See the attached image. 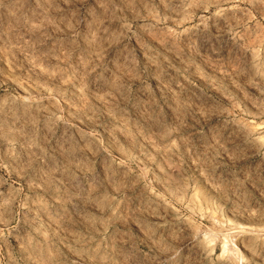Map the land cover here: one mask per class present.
<instances>
[{
    "label": "rangeland",
    "instance_id": "rangeland-1",
    "mask_svg": "<svg viewBox=\"0 0 264 264\" xmlns=\"http://www.w3.org/2000/svg\"><path fill=\"white\" fill-rule=\"evenodd\" d=\"M0 264H264V0H0Z\"/></svg>",
    "mask_w": 264,
    "mask_h": 264
}]
</instances>
